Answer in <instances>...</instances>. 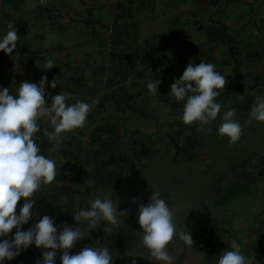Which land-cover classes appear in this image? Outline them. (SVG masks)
Returning <instances> with one entry per match:
<instances>
[{"label":"crops","instance_id":"crops-1","mask_svg":"<svg viewBox=\"0 0 264 264\" xmlns=\"http://www.w3.org/2000/svg\"><path fill=\"white\" fill-rule=\"evenodd\" d=\"M187 5L171 18L161 17L142 1L129 0H31L23 8L7 7L23 16V26L17 28L13 54L0 50V86L15 94L25 80L39 83L42 75L48 81L58 77L56 88L45 85L49 106L51 95L64 89L92 104L85 125L64 133L60 143L43 132L52 130L50 120L38 121L36 143L57 161L59 171L34 195L37 215L24 229L44 214L54 217L57 225L75 226L77 210L89 208L97 196L107 197L127 210L124 217L118 213L120 226L105 227L107 222L101 220L70 252L99 242L113 252V264H159L143 247L137 219L138 205L159 193L172 209L177 229L190 230L193 237L191 247L175 239L169 243L176 264H217L231 246L220 225L222 214L208 222L207 182L193 186L170 177L185 173L175 168L176 159L197 154L207 158L199 122L182 121L184 102L170 94V85L188 63L211 62L227 79L217 98L223 108L237 109V120L252 119L255 97L264 95V8L254 9L248 0H215L205 11L204 3ZM47 59L57 65L44 69ZM158 79V92L151 93L147 82ZM260 158L259 170L253 173L264 177V153ZM206 169L188 172L206 175ZM240 197L231 200L233 206ZM248 199L253 201L248 206L255 207L257 200ZM22 203L23 198L17 212ZM237 220L235 216L232 222ZM80 223L86 227L88 221ZM247 229L250 232L251 226ZM256 237L248 233L240 241L237 231L231 243L235 240L244 248L245 240L248 250L242 252L251 255L257 251ZM43 251L31 245L5 262L36 264ZM61 252L57 250L56 264H61Z\"/></svg>","mask_w":264,"mask_h":264},{"label":"clouds","instance_id":"clouds-1","mask_svg":"<svg viewBox=\"0 0 264 264\" xmlns=\"http://www.w3.org/2000/svg\"><path fill=\"white\" fill-rule=\"evenodd\" d=\"M18 41V29L10 22L7 31L0 35V50L11 55ZM53 65H57L56 61L47 59L43 68L49 69ZM58 83H61L58 77L48 81L47 75H42L39 83L23 81L15 94L8 87L0 86V264L14 259L31 245L44 249L36 264H56L57 250H62L61 264L114 262L113 252L99 242L78 252H70L76 242L96 228L101 220L107 222L105 227L109 224L120 226L119 216L124 217L127 210L118 209L117 202L110 198L97 196L89 208L77 210L74 219L79 223L75 226L66 222L57 225L54 217L44 214L27 229L23 227L37 215L34 195L41 192L43 185L53 182L59 171L57 161L43 154L36 143L35 134L41 130L38 121L48 118L52 130L44 128L43 132L50 140L60 143L64 133L85 125L92 109L91 103L75 99V94L67 89L51 95L49 106L45 85L56 88ZM226 83L224 74L213 63H188L182 75L174 78L170 85V94L177 101L184 102L182 121L185 124L199 122L197 127L203 128L215 120L223 107L217 98ZM159 84V79L149 80L146 86L151 93H157ZM236 112L235 108L223 111L217 129L218 134L227 136L232 143L240 140L243 128L235 119ZM249 114L252 119L264 122V95L255 97ZM21 198L23 203L17 212V202ZM138 213L143 247L159 264H176L177 257L170 253L169 243L175 239L182 241L184 247H191V231L177 229L174 213L159 193H152L147 203H140ZM82 220L88 221L86 227L80 223ZM217 264H251V260L233 240L231 246L219 255Z\"/></svg>","mask_w":264,"mask_h":264},{"label":"rangeland","instance_id":"rangeland-1","mask_svg":"<svg viewBox=\"0 0 264 264\" xmlns=\"http://www.w3.org/2000/svg\"><path fill=\"white\" fill-rule=\"evenodd\" d=\"M30 1L0 0V35H3L7 31V26L10 22L18 29L23 26V16L18 15L16 13L17 11H9L7 7L16 6L23 8L30 4ZM129 1L133 3L142 1L148 7L156 8L161 17L167 18L182 14L185 8H187V4H191L193 8H196L200 3H204V11L207 8L209 9L213 4L215 5V0ZM248 1L254 9L264 8V0ZM37 5H40L39 2ZM223 111L226 110L222 107L221 113H218L216 119L201 128L203 145H206L207 158H200L197 154L191 159H176L174 164L176 166L175 168L184 169L185 173H177L170 177L177 183L193 184V186L207 182V213L212 218L208 219V222L214 221L216 216L219 217L222 214V217H220V225L223 228V233L229 238L230 244L231 238L233 236L235 238L237 231L241 237L240 241L248 233L257 236V241L255 242L257 251L254 254L245 255L251 260V264H264V177L261 174L253 173V170H259L261 163L260 157L264 153V122L250 119L251 123H247L249 119H240L239 121L243 126L242 135L240 140L232 143L227 136H221L217 131L222 122ZM194 150L199 149L194 148ZM195 167L207 168V174H200L199 171H195V173L194 171L188 172L189 168ZM191 193L198 194L199 192L192 191ZM238 196L241 197L235 203V206H233L231 200ZM248 196L257 200L255 207L248 206L249 202L250 204L253 203V201H249ZM236 207L240 210L239 215ZM235 216L238 218V223L232 222ZM248 216L252 219L250 223H247V220H242V218ZM247 225L251 226L250 232L247 229ZM242 242L245 246L244 248L240 246L241 251H246L248 245L245 240ZM260 245L262 246L260 247ZM250 251L252 250L250 249Z\"/></svg>","mask_w":264,"mask_h":264},{"label":"built area","instance_id":"built-area-1","mask_svg":"<svg viewBox=\"0 0 264 264\" xmlns=\"http://www.w3.org/2000/svg\"><path fill=\"white\" fill-rule=\"evenodd\" d=\"M5 264H8V263L5 262Z\"/></svg>","mask_w":264,"mask_h":264}]
</instances>
